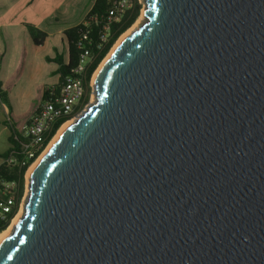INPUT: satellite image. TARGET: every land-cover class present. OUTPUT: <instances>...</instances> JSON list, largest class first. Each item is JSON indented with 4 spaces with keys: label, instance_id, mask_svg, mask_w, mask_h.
<instances>
[{
    "label": "water",
    "instance_id": "obj_1",
    "mask_svg": "<svg viewBox=\"0 0 264 264\" xmlns=\"http://www.w3.org/2000/svg\"><path fill=\"white\" fill-rule=\"evenodd\" d=\"M139 3L0 264H264V0Z\"/></svg>",
    "mask_w": 264,
    "mask_h": 264
},
{
    "label": "trees",
    "instance_id": "obj_2",
    "mask_svg": "<svg viewBox=\"0 0 264 264\" xmlns=\"http://www.w3.org/2000/svg\"><path fill=\"white\" fill-rule=\"evenodd\" d=\"M132 6L125 11L122 18L119 22L111 25L109 30V39L108 42L103 45L102 49H96V44L98 43V32L101 30L100 23H94L90 25V36L92 39V43L90 44L92 59L86 65L84 71L83 85L84 91L83 96L79 102V104L75 107L74 113H78L83 106L87 103L89 99V94L91 91L90 80L93 73L96 71L100 63L109 53L115 42L118 38L126 32L139 18L142 5L138 0H130ZM110 0H94L91 8L86 13L84 19H87L94 15H104L109 8ZM30 36L34 42V44L38 45L42 42L45 35L39 32L32 26L28 27ZM83 29L81 22L76 26L66 29L63 32L64 40L67 46V54H58L56 53L53 59H47V61L53 62L57 66V74L59 75V81L51 85L54 88H58L60 84L70 76V70L73 69L79 61V55L81 52L79 46V35L80 31ZM0 100L2 102H6V94L2 90V83L0 81ZM10 112V109L8 108ZM70 117H66L57 121L52 130L50 131L45 145L47 142L55 135L56 131L60 127V125L68 120ZM7 128L9 131L8 135V149L0 155L1 163H0V200L5 198H11L13 201V206L11 209V213L8 215V219L6 222L0 225V233L6 230L10 224V220L13 219L16 213L19 210L20 203L22 201L24 192H25V174L29 168V166L35 161V158L26 159V156L21 151V144L25 143V138H23L21 132H19L15 124L8 122ZM44 145V146H45ZM12 157L15 161L11 164H7L6 160ZM7 184H12V189L6 188Z\"/></svg>",
    "mask_w": 264,
    "mask_h": 264
},
{
    "label": "crops",
    "instance_id": "obj_3",
    "mask_svg": "<svg viewBox=\"0 0 264 264\" xmlns=\"http://www.w3.org/2000/svg\"><path fill=\"white\" fill-rule=\"evenodd\" d=\"M10 0H0V32L2 29L7 30L6 35L11 36L13 42L18 44L23 38L26 45L32 43L33 40L29 33V26L34 27L39 32L45 35L42 42L38 45L34 44L32 49V56L35 60H45L44 63L34 64L32 62L31 68L35 74V78H31L28 82L29 86L27 88H22V92H13L12 86L14 85L16 78L19 75L17 67L22 64L16 61L11 66L8 67V71L5 73V77L0 76V81L2 83V90L6 94V100L16 97L17 99H29L31 98L35 104H30L29 107H35L41 99L42 92L47 86L56 84L59 81V75L57 74V66L47 59H53L56 53L67 54V46L64 40L63 32L68 29V27L62 26L60 24V18L68 17L67 11L59 6H53L49 3L51 0H15L17 10L21 12L19 22H9L6 20L8 11H6L5 3H10ZM3 6V7H2ZM32 6V10L28 11V8ZM2 7V8H1ZM91 7L82 15V17L76 21V23L69 28L79 24L85 17L86 13ZM27 12V13H26ZM58 14V15H57ZM1 36V34H0ZM21 36V38L19 37ZM1 40V37H0ZM48 45V48L44 50L42 54H39V50L42 46ZM49 65H47L48 63ZM1 65V64H0ZM1 71V66H0ZM29 92V94H28ZM34 108L30 109L29 113H24L22 115L15 114L12 111H8L5 102L0 100V155L4 153L8 147V135L9 131L7 128L8 122L15 124L16 129L18 122H21L26 115H30ZM1 163V158H0Z\"/></svg>",
    "mask_w": 264,
    "mask_h": 264
},
{
    "label": "built area",
    "instance_id": "obj_4",
    "mask_svg": "<svg viewBox=\"0 0 264 264\" xmlns=\"http://www.w3.org/2000/svg\"><path fill=\"white\" fill-rule=\"evenodd\" d=\"M131 6L132 3L130 0H110L109 8L104 15H94L81 21L83 29L79 35L81 52L78 64L70 70V76L58 88L47 86L44 89L40 101L27 117L22 131H19L26 140L25 143L21 144V151L26 156V159H31L36 156V160L44 152L60 127L74 115V109L83 96L84 71L86 65L92 59L90 25L94 23L101 24V30L97 34L98 43L95 47L96 49H102L103 45L108 42L111 25L119 22L125 11ZM66 117L70 118L60 125L55 135L45 145L46 139L54 124ZM14 161L12 157L6 160L7 164H11ZM12 187V184L6 185L8 189H12ZM12 206L13 201L11 198L0 200V225L7 221ZM12 220H10V223Z\"/></svg>",
    "mask_w": 264,
    "mask_h": 264
},
{
    "label": "rangeland",
    "instance_id": "obj_5",
    "mask_svg": "<svg viewBox=\"0 0 264 264\" xmlns=\"http://www.w3.org/2000/svg\"><path fill=\"white\" fill-rule=\"evenodd\" d=\"M9 2L10 3L4 4L6 6V11H8V15H7L6 20L9 22H12V23L13 22H19L20 21V15L19 14L21 12H19L17 10L15 0H10ZM93 2H94V0H51L49 3H52V5L54 7L59 6V4H62L60 7H62L64 9L63 11H65V10L67 11L68 17H63L61 19L60 16L58 14L57 15L60 19V24L62 26L69 28L70 26L74 25L76 23V21L82 17V15L88 10V8L92 6ZM31 10L33 13L34 10L32 9V6L28 8L27 12H30ZM141 11H142V8H141ZM140 18H142L141 12H140V16L138 19H140ZM137 20H136V22H137ZM5 32H7V30H5V29H2V31L0 32V34H1V36H0L1 37V40H0V64H1L0 65L1 66L0 76L5 77L6 76L5 73L8 71L9 66H11L16 61H18L20 63L22 61V64L19 65V67H17L19 75L16 78V81L11 88V89H13V92L21 93L22 88H24V87L27 88L29 86V84H28L29 80L31 78H35V74L33 73L32 68H31L32 62L34 64L35 63L38 64L41 62L45 64L46 61L45 60H42V61L41 60H35V58H33L32 49L37 48V47H33L34 43H32V46H31V43L29 45H26L23 38H21V36H19L21 38V41L18 44L17 42H13L10 39L11 36L6 35ZM47 48H48V45L42 46L39 50V54H42L44 52V50H46ZM49 64L50 63H48L47 65H49ZM91 87H92V81H91ZM28 94H29V92H28ZM92 98H93V91L91 89L87 103L83 106V108L78 113L74 114L70 120L74 119L78 114L83 112L84 109L87 107V105L92 101ZM30 104H35V102L31 98L20 100V99H17L16 97H14L11 99H7V101L5 102L7 109L9 108L10 111L14 112L15 114H20V115H22L24 113H29L31 111L30 109L35 108L34 106L29 107ZM28 116L29 115H26V117L23 118V120L21 122H18V124H17L18 131H22L24 124H25V121H26ZM26 195H27V184H26V176H25V192H24L22 201L20 203L19 210L16 213V215L21 212V209L23 208V204H24V200H25Z\"/></svg>",
    "mask_w": 264,
    "mask_h": 264
},
{
    "label": "bare ground",
    "instance_id": "obj_6",
    "mask_svg": "<svg viewBox=\"0 0 264 264\" xmlns=\"http://www.w3.org/2000/svg\"><path fill=\"white\" fill-rule=\"evenodd\" d=\"M143 22V17L138 19L137 22L131 26L126 32H124L116 41V43L113 45L112 49H114V47H116L117 43L121 40L122 37H124L125 35H127L128 33H130L131 31H133L139 24H141ZM112 50H110V52L106 55V57L104 58V60L101 62V64L99 65V67L96 69V71L94 72L93 78H92V83H94V80L96 79L97 75L99 74L104 62L106 61V59L108 58V56L110 55ZM93 103V98L92 101L87 105L89 106L90 104ZM78 116V115H77ZM72 120H69L67 122H65L60 129L57 131L56 135L53 137V139L50 141V143L48 144V146L46 147V149L44 150V152L29 166L27 172H26V184L28 186V175L29 173L36 167V165L38 164L39 160L42 158V156L46 153V151L48 150V148L50 147L51 143L56 139V137L59 135V133L68 125L70 124ZM23 215V210L21 209V212L18 213L14 219L12 220V223H10V225L8 226V228L6 230H4L2 233H0V240L7 234L9 233L13 227L14 224L16 223V221Z\"/></svg>",
    "mask_w": 264,
    "mask_h": 264
}]
</instances>
